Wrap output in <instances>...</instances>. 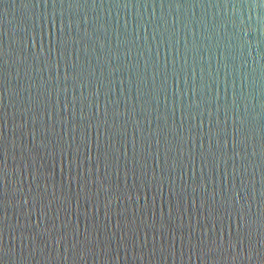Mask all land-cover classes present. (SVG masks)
Segmentation results:
<instances>
[{"label":"water","instance_id":"95a60500","mask_svg":"<svg viewBox=\"0 0 264 264\" xmlns=\"http://www.w3.org/2000/svg\"><path fill=\"white\" fill-rule=\"evenodd\" d=\"M0 264H264V0H0Z\"/></svg>","mask_w":264,"mask_h":264}]
</instances>
